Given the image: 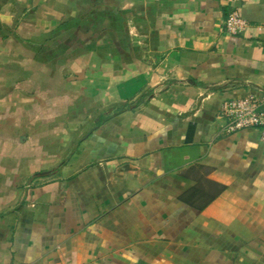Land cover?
<instances>
[{"label":"crops","instance_id":"1","mask_svg":"<svg viewBox=\"0 0 264 264\" xmlns=\"http://www.w3.org/2000/svg\"><path fill=\"white\" fill-rule=\"evenodd\" d=\"M249 94L264 0H0V264H264Z\"/></svg>","mask_w":264,"mask_h":264},{"label":"built area","instance_id":"2","mask_svg":"<svg viewBox=\"0 0 264 264\" xmlns=\"http://www.w3.org/2000/svg\"><path fill=\"white\" fill-rule=\"evenodd\" d=\"M247 25L238 11H232L225 21L226 30L234 35L242 33ZM218 118L222 121L220 130L224 134L256 129L264 140V95L228 98L223 102Z\"/></svg>","mask_w":264,"mask_h":264}]
</instances>
